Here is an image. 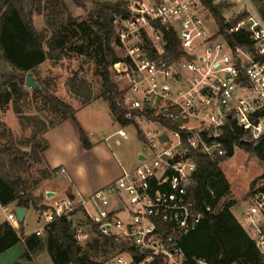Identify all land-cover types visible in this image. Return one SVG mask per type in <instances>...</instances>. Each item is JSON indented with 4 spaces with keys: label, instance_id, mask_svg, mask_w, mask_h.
<instances>
[{
    "label": "built area",
    "instance_id": "built-area-1",
    "mask_svg": "<svg viewBox=\"0 0 264 264\" xmlns=\"http://www.w3.org/2000/svg\"><path fill=\"white\" fill-rule=\"evenodd\" d=\"M213 2L234 7L243 2L237 13L243 19L226 18L234 24L225 33L205 0H143L116 21L125 56L114 65L123 84L115 105L126 122L119 121L117 134L127 138L126 128L134 127L147 153L89 197L44 203L38 236L66 218L78 241L91 232L114 243L117 250L102 264H186L180 241L203 220L189 195L195 152L226 155L221 138L231 122L264 149V0L258 6L251 0ZM163 27L176 32L182 58L165 57ZM240 33L248 44L230 41ZM250 199L246 214L264 259V193ZM15 208L0 203L6 220L19 229Z\"/></svg>",
    "mask_w": 264,
    "mask_h": 264
},
{
    "label": "trees",
    "instance_id": "trees-1",
    "mask_svg": "<svg viewBox=\"0 0 264 264\" xmlns=\"http://www.w3.org/2000/svg\"><path fill=\"white\" fill-rule=\"evenodd\" d=\"M0 0V52L2 58L11 67V70L0 75V108L7 109L13 102L17 105V112L21 113L19 101H26L30 93L25 88L29 73H33L49 57L57 52L63 53L66 46L74 37L84 40L78 46L84 58H88L93 48H97L101 56L102 69L99 74L103 80L104 92L102 97L110 102V108L116 121L122 120L121 111L115 101L121 96V88L112 79L113 66L122 60L116 47H120L116 21L131 15L128 0L103 1L92 0L94 8L90 11L86 21L78 22L71 18L69 25L57 24L55 13H51V35L47 37L39 32L34 25L35 12H41V1L33 0ZM60 0H51L54 5ZM78 7H85L86 0H73ZM261 1V0H260ZM221 30L226 31L238 20L227 23L224 17L222 4L215 5L213 0H205ZM62 5L65 2L62 1ZM264 11V8H261ZM166 39V58L180 59L184 56L180 41L175 31L163 27ZM234 44H248L249 38L245 33L239 34V39L229 38ZM40 84V83H39ZM76 85V83H75ZM74 90L77 94L86 96L84 105L89 104L92 98L86 81H82ZM43 92L33 93L44 98V104L52 113L60 116V120L51 126L43 124L40 119L24 117L28 120H37L38 129L32 137L18 145L14 140L0 145V203L2 205L16 204L28 210L33 207L37 210L47 209L42 203L44 196H36L28 186L26 179L21 175L25 171L29 160L44 163L43 153L48 148L45 133L66 120L75 122L80 130L84 147L90 150L92 144L78 122L76 110L70 103L51 93L40 84ZM123 125L126 122L122 120ZM221 142L227 150L224 156L212 157L202 152H195L197 170L189 186V195L196 202L203 220L199 228L186 235L180 241L185 253L186 264H264L256 241L253 239L232 212L237 203L228 201L219 207L221 199L230 191V184L221 168V163L235 154L237 147L251 150L264 161V149H255L244 130L231 122L225 129ZM29 149V155L26 151ZM46 177L56 175L59 169L50 170L46 166ZM260 192L264 193V187ZM21 244L23 247L22 261L34 259L33 253L46 248L54 264H102L109 256L115 253L116 246L110 240L95 236L92 243L84 249L74 234V223L66 218H59L45 230V234L36 233L25 235L24 224L16 229L7 220H0V255L10 248ZM94 257H101L99 261Z\"/></svg>",
    "mask_w": 264,
    "mask_h": 264
},
{
    "label": "rangeland",
    "instance_id": "rangeland-1",
    "mask_svg": "<svg viewBox=\"0 0 264 264\" xmlns=\"http://www.w3.org/2000/svg\"><path fill=\"white\" fill-rule=\"evenodd\" d=\"M50 1L42 0L41 12H35L33 16L35 27L47 37L52 33L50 22L53 19L51 18V13H55L57 24L73 29L76 26L73 24L69 25L70 19H77L78 22L86 21L90 11L94 8L92 0H86L85 7H78L73 0H60L54 5L50 4ZM62 1L65 2L66 6L62 5ZM128 1L130 6L143 0ZM251 1L256 6L260 4V0ZM30 6H34L33 0L30 1ZM222 6L224 17L235 20L239 18L237 13L246 4L242 2L234 7L233 4L225 3ZM83 42L84 40L74 37L72 42L66 46L63 53L57 52L49 55L48 59L35 71V78L38 83L46 86L51 93L73 105L76 110V117L83 124L84 128H82L90 140L104 141L108 135L113 134L109 140L113 152L121 163L129 169H133L139 164V153H147V149L143 140L139 137L137 130L132 126L126 128L128 132L127 138L116 134L122 126L115 120L110 108V102L102 97L104 87L102 77L99 74V71L102 69L101 56L95 47L91 50L90 56L87 59L84 58L78 48ZM116 49L118 54L124 58L125 54L121 47H116ZM9 70H11V67L2 58L0 52V75L2 72ZM116 78L117 69L113 66L112 79L122 88L123 84L118 83ZM83 80L87 82L89 95L92 98L91 102L87 105L83 104L86 96L77 94L73 88L75 83V86H77ZM25 88L29 91L30 96L26 101H19L21 113L17 112V105L13 102L5 110L0 108V145H4L11 140L20 145L23 141L32 137L33 133L38 129L37 120H28L24 118L25 116L40 119L42 125L39 127H42L43 124L49 127L60 120V116L52 113L45 106L43 97L35 95L33 93L34 90L27 86ZM91 132H95L96 135L90 136ZM47 143L49 146L48 141ZM27 150L29 151V149ZM221 168L230 184V191L221 199L219 207L225 202L236 201L238 208L245 210L251 204L250 198L264 187V161L259 158L257 153L237 147L235 154L221 163ZM46 169L45 163H36L29 160L25 171L21 173L26 179L29 189L38 197L44 196L42 203L46 199L45 191L53 183L56 181H68L70 179L66 171L60 172L61 175L46 177L44 174ZM10 206L11 209H14V204ZM0 218L6 219V215L1 209ZM261 221L264 224V220ZM43 225L44 220L42 219L41 211L31 207L24 223L25 235L35 233ZM94 239L95 236L89 232L84 239L79 240V244L86 249L88 244L92 243ZM33 256L39 258L42 264H54L46 248L33 253ZM94 258L99 261L103 260L101 257Z\"/></svg>",
    "mask_w": 264,
    "mask_h": 264
},
{
    "label": "crops",
    "instance_id": "crops-1",
    "mask_svg": "<svg viewBox=\"0 0 264 264\" xmlns=\"http://www.w3.org/2000/svg\"><path fill=\"white\" fill-rule=\"evenodd\" d=\"M145 1L152 2L156 0ZM78 122L83 127L79 119ZM95 135V132L90 133V136ZM112 136L113 134L108 135L104 141L89 139L92 147L87 150L83 145L79 127L72 120H66L59 126L50 128L44 135L49 142L48 148L43 153L44 163L50 170L59 169V174L56 175H61L60 170L64 168L70 179L53 183L45 191L46 199L44 203H52L56 198L64 196H73L80 199L89 197L94 192L114 182L125 170H129L113 152L112 146L109 144ZM140 155L141 153H139ZM49 192L54 193L52 197H47ZM249 207L242 210L238 208L236 203L231 210L254 239L255 232L250 226L246 214ZM0 220L4 221L6 219L0 218ZM22 256L23 247L18 244L0 255V264H42V261L35 257L31 261H22Z\"/></svg>",
    "mask_w": 264,
    "mask_h": 264
},
{
    "label": "water",
    "instance_id": "water-1",
    "mask_svg": "<svg viewBox=\"0 0 264 264\" xmlns=\"http://www.w3.org/2000/svg\"><path fill=\"white\" fill-rule=\"evenodd\" d=\"M26 86L36 92H43V89L41 88L40 84L37 82L35 76L33 73H29L27 75V79H26ZM255 149L259 152L260 151V145L259 144H256L255 145ZM29 151H26V154L29 155ZM140 160L144 159V155H140L139 157ZM54 193L52 192H49L47 194V197H52ZM15 213L18 217V220H19V223L20 225L24 224L25 223V220H26V216L28 214V209L25 208V207H20V206H17L15 208Z\"/></svg>",
    "mask_w": 264,
    "mask_h": 264
}]
</instances>
